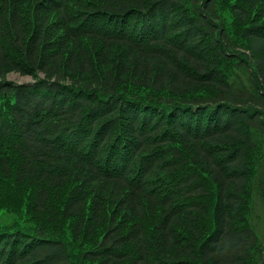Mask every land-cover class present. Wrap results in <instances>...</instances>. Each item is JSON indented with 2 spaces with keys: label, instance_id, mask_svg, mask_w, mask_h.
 I'll use <instances>...</instances> for the list:
<instances>
[{
  "label": "trees",
  "instance_id": "16d2710c",
  "mask_svg": "<svg viewBox=\"0 0 264 264\" xmlns=\"http://www.w3.org/2000/svg\"><path fill=\"white\" fill-rule=\"evenodd\" d=\"M231 12L242 41L217 0H0V150L19 158L0 159V195L13 177L42 216L0 229V264H80L66 218L97 264L249 263L252 199L264 200V0Z\"/></svg>",
  "mask_w": 264,
  "mask_h": 264
},
{
  "label": "rangeland",
  "instance_id": "374dc122",
  "mask_svg": "<svg viewBox=\"0 0 264 264\" xmlns=\"http://www.w3.org/2000/svg\"><path fill=\"white\" fill-rule=\"evenodd\" d=\"M235 1L237 0H217V3L219 5V12L224 21L226 30L228 31V33H230L233 39L242 41L241 34L247 24H241V22L237 20V18H235L233 12H231L232 5L235 3ZM189 9L190 7L186 8V10ZM79 11L81 10H78V13ZM259 19V17H256L254 20L251 19L250 21H253L252 23H255L259 21ZM85 40H87L85 42L86 44H90V41L88 39ZM113 48L114 54L116 53V51H120V49L116 45H114ZM8 79L23 85L35 83L33 81V79H35L34 77L30 75H20L19 73L15 72L10 73ZM123 88H125V94L137 93L143 96L159 95L153 94L149 89L134 87L129 84L122 86V89ZM202 92L213 93L208 90ZM160 94L164 97H167V93ZM11 147L12 146L2 147V149L0 150V159L5 156V159L9 164H17L19 158L16 154L15 149ZM3 167L4 162L3 160H0V176H4ZM14 169V166H10L11 171H14ZM8 178L9 179L3 181V193L2 195H0V229H12L15 226H27L33 228L35 225L34 222H41L42 216L40 215L39 218H35L31 200L33 193L32 187L25 185L22 188H19V184L15 182V179H13V177ZM212 199L214 198L212 197ZM252 202L253 209L248 217V223H251L260 234L261 243L259 247L255 249L254 257L249 261L248 264H264V200L261 198V195L257 194L254 196V199H252ZM45 218L46 221H48L49 215H46ZM73 224V219L66 218L62 221L61 226L59 227V230L65 232V240L69 244L73 254L77 256L80 264H97V261L90 260L84 255V252H86L88 249H93L97 246H95V244L90 239H88L87 241H83L82 243H76L73 238H71V235L69 233L72 230ZM209 225H211V222H209ZM99 234H101V232L91 238L99 240L101 238Z\"/></svg>",
  "mask_w": 264,
  "mask_h": 264
}]
</instances>
